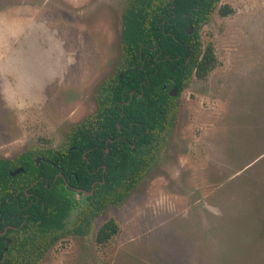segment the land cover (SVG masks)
<instances>
[{
	"label": "rangeland",
	"instance_id": "rangeland-1",
	"mask_svg": "<svg viewBox=\"0 0 264 264\" xmlns=\"http://www.w3.org/2000/svg\"><path fill=\"white\" fill-rule=\"evenodd\" d=\"M125 6L0 0V159L57 149L94 113ZM199 34L215 66L181 91L145 180L38 264H264V0H220ZM77 201L65 227L85 207ZM110 218L118 233L98 245L95 230Z\"/></svg>",
	"mask_w": 264,
	"mask_h": 264
},
{
	"label": "trees",
	"instance_id": "trees-1",
	"mask_svg": "<svg viewBox=\"0 0 264 264\" xmlns=\"http://www.w3.org/2000/svg\"><path fill=\"white\" fill-rule=\"evenodd\" d=\"M219 3L126 0L116 71L98 85L94 113L67 131L62 158L54 159L50 152L55 164L71 167L66 170L76 176L71 181L80 182L71 185L89 191L94 179L104 183L94 184L88 205L66 228L63 221L73 203L64 183H29L42 180L46 173L45 163L38 167L34 163L39 148L0 159V231L10 226L0 237L5 238L0 264H38L57 240L66 235L86 237L95 216L122 203L145 180L175 121L179 94L169 96L166 90L177 88L180 93L193 78L205 79L215 66L213 47L202 44L199 31ZM230 12L226 6L218 9L223 16ZM186 60L189 63L184 64ZM117 233V223L110 218L96 232L95 242L104 245Z\"/></svg>",
	"mask_w": 264,
	"mask_h": 264
},
{
	"label": "flooded vegetation",
	"instance_id": "flooded-vegetation-1",
	"mask_svg": "<svg viewBox=\"0 0 264 264\" xmlns=\"http://www.w3.org/2000/svg\"><path fill=\"white\" fill-rule=\"evenodd\" d=\"M121 17V16H120ZM121 24V23H120ZM120 27H121V25H120ZM120 49H121V39L119 38V57H118V59H117V63H116V66L114 67V71H113V73L111 74V75H113L114 73H115V71H116V68H117V65H118V63H119V58H120ZM148 56V55H147ZM146 57V56H145ZM187 63H189V60H186L185 61V63L184 64H187ZM107 78V77H106ZM194 79V78H193ZM192 79V80H193ZM104 80V79H103ZM102 80V81H103ZM101 81V82H102ZM100 82V83H101ZM171 89H176V95H180V93H178V89L177 88H169V89H167L166 90V92H167V94L169 95V96H171L170 94H169V92H170V90ZM182 91V90H181ZM66 144H67V133H66V135H65V139H64V142H63V144L59 147V148H57V149H53L52 147H45V148H39V150H40V155L38 156V158H35L34 159V163H35V166H41V164L42 163H45V166H43L44 167V169L46 170V173L44 174V176H43V179L42 180H38V179H33L32 181H30L29 183H57V184H59V183H64L63 185L66 187V189H67V191H68V193H69V195H70V199H71V201H72V203H73V205H72V208L70 209V211L74 208V207H76L77 206V204H78V201L77 200H80V199H82V201L84 202V204H85V207L88 205L87 204V202H88V200H89V198L92 196V194H93V191H94V187H95V183H99V185H102L103 183H104V181H99V180H97V179H94V181L92 182L93 184H91V189L89 190V191H87V190H85V189H83V188H81V187H79V186H74V185H71L70 183H80V182H78V180H76L75 182H72L71 181V177H75L76 178V176L74 175V174H72V173H67L66 172V170L68 169V168H71L70 166H66V167H61V166H59V165H57V164H55L52 160H53V157H51V155H50V152H52L53 153V156H54V159H60V158H62V154H64V152H65V150H64V148H62V146H66ZM74 148L72 147L71 148V150H73ZM105 149L106 148H104L102 151H103V153H107L108 151H105ZM59 150H61V151H59ZM62 153V154H61ZM83 156L84 155H82V158H83ZM17 170H20V169H17ZM104 166H103V173H104ZM17 172V171H16ZM53 173V174H52ZM91 175H92V173L89 171L87 174H86V176H87V178H88V180H90L91 179ZM50 176H52V179H49V177ZM94 176H97V174H95ZM84 192H91V194L90 195H86V194H84ZM26 195V197H27V199L29 200V201H31V199H30V194H25ZM31 203H29V205H30ZM84 207V208H85ZM83 208V209H84ZM82 209V210H83ZM81 210V211H82ZM69 211V212H70ZM68 217V216H67ZM67 217H65V219H64V221H63V223L66 221V218ZM99 217H100V215H97V216H95L94 218H93V221L95 222V219H99ZM106 220H108V219H106ZM105 220V221H106ZM104 221V222H105ZM104 222H102L100 225H99V227L95 230V234H96V232L98 231V229L100 228V226L104 223ZM0 225H3V219H1L0 220ZM65 226V225H64ZM8 228H10V226H5L4 228H3V231H0V237H4V233H5V231L8 229ZM66 228H68V227H66ZM66 236H69V235H66ZM65 236V237H66ZM75 236H79V235H75ZM65 237H63V238H65ZM63 238H61V239H63ZM61 239H59V240H61ZM59 240H57V241H59ZM5 241V238H2L1 240H0V246L3 244L2 242H4ZM56 241V242H57ZM55 242V243H56ZM7 243H9V240H7ZM54 243V244H55ZM53 244V245H54ZM52 245V246H53ZM3 251H5V249H3Z\"/></svg>",
	"mask_w": 264,
	"mask_h": 264
},
{
	"label": "water",
	"instance_id": "water-1",
	"mask_svg": "<svg viewBox=\"0 0 264 264\" xmlns=\"http://www.w3.org/2000/svg\"><path fill=\"white\" fill-rule=\"evenodd\" d=\"M187 29H188V33L190 34L191 32H192V28H191V25L190 24H188V27H187ZM169 94L171 95V96H175L176 95V89H171L170 90V92H169ZM105 151H107V149H105ZM83 158H85L84 156H83ZM20 170H17V172H19ZM84 194H86V195H90L91 194V192H84Z\"/></svg>",
	"mask_w": 264,
	"mask_h": 264
}]
</instances>
